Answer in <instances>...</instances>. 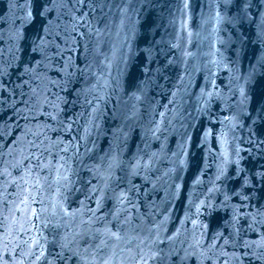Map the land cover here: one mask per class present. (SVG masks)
I'll use <instances>...</instances> for the list:
<instances>
[{"label":"water","instance_id":"water-1","mask_svg":"<svg viewBox=\"0 0 264 264\" xmlns=\"http://www.w3.org/2000/svg\"><path fill=\"white\" fill-rule=\"evenodd\" d=\"M0 225L6 264H264V0H0Z\"/></svg>","mask_w":264,"mask_h":264},{"label":"snow or ice","instance_id":"snow-or-ice-1","mask_svg":"<svg viewBox=\"0 0 264 264\" xmlns=\"http://www.w3.org/2000/svg\"><path fill=\"white\" fill-rule=\"evenodd\" d=\"M25 183H27V181H25ZM35 183L37 185V190H38L39 179H37ZM28 200H29L28 196H25L24 199L21 201V203L24 204V206H25L24 209H22V211H27L28 210V208L30 206ZM35 202H36V197L33 196L32 197V203H35ZM31 216H35L37 219L39 218L37 216V214H36V210L35 209H32ZM2 227L3 226L0 225V229H2ZM21 230H23V225H21ZM24 243H27V241H24ZM32 243L33 244H39L40 241L38 239L33 238ZM4 247L5 248L8 247V243L7 242H5ZM65 247H67V245H65ZM29 254H31V253L29 252ZM43 255H44V253H43V251H41L40 252V255L39 256H36V260H40L43 257ZM0 264H6V262L3 260V257L2 256H0Z\"/></svg>","mask_w":264,"mask_h":264}]
</instances>
